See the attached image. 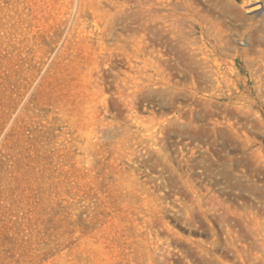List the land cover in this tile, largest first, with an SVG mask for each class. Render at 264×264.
Returning <instances> with one entry per match:
<instances>
[{
	"label": "rangeland",
	"instance_id": "obj_1",
	"mask_svg": "<svg viewBox=\"0 0 264 264\" xmlns=\"http://www.w3.org/2000/svg\"><path fill=\"white\" fill-rule=\"evenodd\" d=\"M263 28L264 0H0V264H264Z\"/></svg>",
	"mask_w": 264,
	"mask_h": 264
},
{
	"label": "bare ground",
	"instance_id": "obj_2",
	"mask_svg": "<svg viewBox=\"0 0 264 264\" xmlns=\"http://www.w3.org/2000/svg\"><path fill=\"white\" fill-rule=\"evenodd\" d=\"M257 8H261L260 5H258ZM261 31V29H260ZM263 31H264V28H263ZM260 68V69H259ZM261 68L264 70V50L262 52V61H261V50H260V61H259V66H258V69L261 70Z\"/></svg>",
	"mask_w": 264,
	"mask_h": 264
}]
</instances>
